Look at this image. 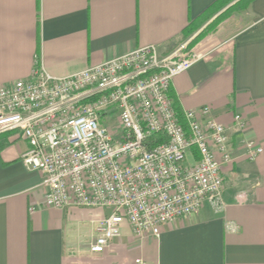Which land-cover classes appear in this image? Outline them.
I'll list each match as a JSON object with an SVG mask.
<instances>
[{
	"label": "crops",
	"instance_id": "obj_1",
	"mask_svg": "<svg viewBox=\"0 0 264 264\" xmlns=\"http://www.w3.org/2000/svg\"><path fill=\"white\" fill-rule=\"evenodd\" d=\"M222 0H0V85L27 79L38 61L64 77L145 45L167 53L192 39L199 53L170 94L183 113L209 106L228 127L234 158L223 167L225 207L209 202L141 239L126 223L102 253L90 247L110 208H48L43 174L22 154L27 140L2 134L0 264H264V0L214 27ZM248 122L235 126V115ZM263 152L248 156L247 142ZM1 143V142H0Z\"/></svg>",
	"mask_w": 264,
	"mask_h": 264
},
{
	"label": "built area",
	"instance_id": "obj_2",
	"mask_svg": "<svg viewBox=\"0 0 264 264\" xmlns=\"http://www.w3.org/2000/svg\"><path fill=\"white\" fill-rule=\"evenodd\" d=\"M191 43L167 53L140 46L64 77L36 61L29 78L0 85V135L27 140L21 159L43 174L44 206L112 210L91 252H104L126 223L141 239L159 237L206 202L225 207L228 127L209 106L185 111L182 124L170 97L174 78L199 58ZM235 126L248 122L236 114ZM156 136L165 140L154 144ZM246 145L252 160L263 152Z\"/></svg>",
	"mask_w": 264,
	"mask_h": 264
},
{
	"label": "trees",
	"instance_id": "obj_3",
	"mask_svg": "<svg viewBox=\"0 0 264 264\" xmlns=\"http://www.w3.org/2000/svg\"><path fill=\"white\" fill-rule=\"evenodd\" d=\"M233 0H222L220 3L225 4V3H230ZM250 0H238L235 2L233 5H231L224 13H222L219 17H217L213 22H214V27H216L219 23H221L225 18L229 17L234 11L241 9V7L245 6ZM170 97H173V95L170 94ZM173 106L176 110V113L182 122V124H185V118H184V113L181 110L179 103L176 100H173ZM165 140V138L161 136H156L154 144L156 143H161ZM0 148L8 144L6 140H2V136H0Z\"/></svg>",
	"mask_w": 264,
	"mask_h": 264
},
{
	"label": "rangeland",
	"instance_id": "obj_4",
	"mask_svg": "<svg viewBox=\"0 0 264 264\" xmlns=\"http://www.w3.org/2000/svg\"><path fill=\"white\" fill-rule=\"evenodd\" d=\"M235 0H233L232 2H230V3H233ZM237 2V1H236Z\"/></svg>",
	"mask_w": 264,
	"mask_h": 264
}]
</instances>
